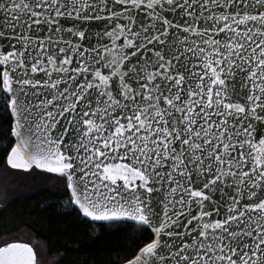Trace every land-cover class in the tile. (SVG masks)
<instances>
[{"label": "water", "instance_id": "95a60500", "mask_svg": "<svg viewBox=\"0 0 264 264\" xmlns=\"http://www.w3.org/2000/svg\"><path fill=\"white\" fill-rule=\"evenodd\" d=\"M0 68L8 167L151 229L123 264H264V0H0Z\"/></svg>", "mask_w": 264, "mask_h": 264}, {"label": "trees", "instance_id": "16d2710c", "mask_svg": "<svg viewBox=\"0 0 264 264\" xmlns=\"http://www.w3.org/2000/svg\"><path fill=\"white\" fill-rule=\"evenodd\" d=\"M12 122L0 68V239L32 235L43 246L46 264H123L153 242L155 233L146 226L84 218L72 204L64 176L8 167L6 157L15 144Z\"/></svg>", "mask_w": 264, "mask_h": 264}, {"label": "rangeland", "instance_id": "374dc122", "mask_svg": "<svg viewBox=\"0 0 264 264\" xmlns=\"http://www.w3.org/2000/svg\"><path fill=\"white\" fill-rule=\"evenodd\" d=\"M66 185L68 186L67 178H66ZM11 241H18V242L22 241V242H26V243H31L37 252V256L39 257V263L38 264H46V262H48V259L42 256V254L45 253L43 251L44 250L43 246L41 244H39L37 241H35L34 238L32 237V235L25 233V232H22L19 235H17L15 238L0 239V246L5 244V243L11 242Z\"/></svg>", "mask_w": 264, "mask_h": 264}]
</instances>
